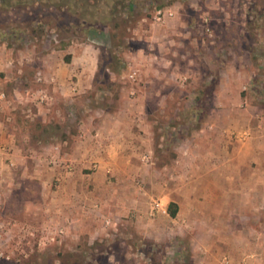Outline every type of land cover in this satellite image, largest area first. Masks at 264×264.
Listing matches in <instances>:
<instances>
[{"label":"rangeland","instance_id":"obj_1","mask_svg":"<svg viewBox=\"0 0 264 264\" xmlns=\"http://www.w3.org/2000/svg\"><path fill=\"white\" fill-rule=\"evenodd\" d=\"M107 1L93 0L96 23L92 28L70 25L68 22L76 21V17L57 6L49 9L36 5L30 10L7 5L8 0L0 4V63H8L0 69V93L3 91L14 107L4 113L3 120L29 133L30 147L24 151L27 162H32L34 149L71 139L87 109L115 107L143 115L149 129L150 153L144 152L141 160L150 169L194 158L195 148L201 147L203 140L204 132L198 134L201 129L217 134L222 147L237 149L240 164L253 162L255 157L261 160L264 0H162L164 5L159 8L150 3L161 0H137L131 14L120 0ZM105 3L114 8L113 12L105 9ZM36 17L48 23L32 31L30 21ZM10 21L18 25L15 33L7 28ZM18 22L29 24L24 28ZM55 22L58 25L48 28ZM114 23H119L118 30L103 25ZM115 31H121L120 35L112 36ZM68 50L80 52L73 62L80 70L99 64L91 87L73 100L43 80L48 62H61L62 57L68 61ZM70 78L77 79L75 75ZM10 82L24 86L22 90H27L30 98L21 101L15 97L7 87ZM43 90L54 98L51 103L39 101L47 99ZM219 96L223 101L216 103ZM234 96L236 103L230 101ZM3 103L6 101H0V106ZM218 108L235 111L238 127L216 130L209 115ZM43 109L45 114L38 113ZM19 135L23 143L25 138ZM67 146L63 145L64 151ZM90 169L97 167L93 163ZM142 173L147 174V170ZM23 176L17 178L19 187L0 184V264H199L203 256L197 247L199 232L178 227L181 215L172 218L167 203L163 204L153 189L139 198L147 202L143 210L133 208L135 211L119 215L108 204L103 205L108 213L100 216L93 212L87 216L90 222L74 214L64 223L47 224L34 204L41 187L28 183ZM247 183H240L233 260L223 252L216 261L204 259L203 264H247L253 259L250 264H264V200L250 198ZM25 185L31 187L33 195L24 190ZM137 185L145 186L142 182ZM244 191L247 193L241 196ZM155 201L161 203L164 212L151 211ZM93 208L98 211L100 203L94 202Z\"/></svg>","mask_w":264,"mask_h":264},{"label":"crops","instance_id":"obj_2","mask_svg":"<svg viewBox=\"0 0 264 264\" xmlns=\"http://www.w3.org/2000/svg\"><path fill=\"white\" fill-rule=\"evenodd\" d=\"M67 53L68 61L62 57L59 59L61 62L55 59L48 62L43 80L73 100V96L91 87L99 64L80 70L73 64L80 52L68 50ZM94 56L97 57L95 51ZM7 66L8 63H0V69ZM73 75L77 79L69 81ZM13 83L7 87L14 91L15 97L21 101L30 98L28 91L24 93L22 90L24 86ZM43 91L47 99L39 101L41 104L51 103L54 98L48 91ZM39 95L38 91L34 98L38 99ZM6 97L5 93L4 97L0 95V101H6L0 106V184L19 187L17 178L24 174L28 183H35L38 189L41 187L34 204L40 210L39 215H45L41 219L45 223H64L74 214L80 215L81 221L90 222L87 216L93 212L105 216L108 211H104L103 205L108 204L119 215H127L129 210H143L147 202L144 197L143 202L139 198L146 197L153 189L163 204L169 206L173 202L177 205L173 217L181 215L182 223L178 222V227L185 229L188 226L186 229L189 231L199 232V244L196 242L203 252L199 264H203L204 259L216 261L223 252L233 260V248L238 241L236 217L239 214L240 183L248 182L251 188L246 191L250 198L264 200V157L261 160L255 157L253 162L240 164L237 149L222 147L217 134L205 133L201 129L198 134L204 132L203 140L201 147L195 148L194 158L191 156L179 164L172 162L161 169H150L151 166L141 160L144 152L150 153L149 129L145 128L143 115L137 112L129 114L115 107L87 109L78 130L70 134L71 139H61L34 149L33 160L29 163L27 155H24L25 149L30 147L29 133L22 132L18 124L4 123V113L14 108L13 101ZM219 97L216 103L223 101ZM230 101L238 102L237 96ZM70 107L73 109L75 105L71 103ZM38 113L45 114V109L38 110ZM209 118V122H215V129L221 132L238 127L239 116L229 109L212 110ZM20 133L25 138L23 143L19 139ZM64 144L68 145L66 151L63 150ZM52 159H56L58 164L50 166ZM64 160L70 161L71 170L63 169L61 161ZM93 163L97 167L94 171L90 169ZM143 170H147V174L142 173ZM140 182L145 184L144 188L150 189L139 187L137 184ZM24 190L32 194L30 186L25 185ZM246 191L241 192V196ZM96 201L100 203L98 211L93 208ZM251 262L255 260H247V264Z\"/></svg>","mask_w":264,"mask_h":264},{"label":"trees","instance_id":"obj_3","mask_svg":"<svg viewBox=\"0 0 264 264\" xmlns=\"http://www.w3.org/2000/svg\"><path fill=\"white\" fill-rule=\"evenodd\" d=\"M7 0H0V4L1 3H6ZM10 1L7 5H15L17 8L16 9H30L32 10V8H35L36 5H41L44 8H49V9H56V6L59 7L60 9L58 10H62L64 12L69 13L70 15H73L76 17V21L74 20H70L68 23L70 25H83L84 27H88V28H92L95 25V19H94V13L96 12L94 9V5H93V0H58L54 3H51L50 0H8ZM113 0H108L107 3L111 2ZM122 2V6L124 8H126L128 10V12L131 14L132 10L135 8L136 3L138 2L137 0H120ZM154 2V1H153ZM103 4L105 9H109V11L114 10L113 7H110L109 4ZM151 6H153L154 8H159L162 7L164 5V2L161 0L158 4H154V3H150ZM103 9V8H101ZM100 9V10H101ZM111 12V13H112ZM127 19H123L122 22H124V24L126 23ZM30 24H34V28H30L32 31H36L35 29H37V27H41L42 25H47L48 22H46V20L44 18H39L36 17L34 19H32V21H30ZM15 23V21H14ZM12 21L8 22V26L7 28L13 29L12 33H15V31H17L16 29L18 25L15 23L14 24ZM21 23L23 25V27L25 28L29 23H25V22H18ZM50 27H55V25H58L56 22L54 23H49ZM53 25V26H52ZM62 25H67V23H62ZM105 25L108 30H118V28L120 27L119 23H114V25L112 24H103ZM109 26V27H108ZM28 27V26H27ZM4 32V31H3ZM121 32V31H120ZM120 32L115 31L113 32L114 34H112V36L116 37L120 35ZM5 35V34H3ZM9 35H11V32L9 33ZM168 211L170 216H175L176 212H177V205L175 203H170L168 206Z\"/></svg>","mask_w":264,"mask_h":264},{"label":"built area","instance_id":"obj_4","mask_svg":"<svg viewBox=\"0 0 264 264\" xmlns=\"http://www.w3.org/2000/svg\"><path fill=\"white\" fill-rule=\"evenodd\" d=\"M158 15L161 13V10H158ZM158 19L160 18L159 16L157 17ZM1 95V97H4V93H1L0 94ZM43 97V95L41 96V98ZM50 162H51V164H53V165H55V164H58V161L56 160V159H52V160H50ZM65 169H67V170H71L72 169V165L70 164V162H68V163H62L61 164ZM152 210V212H158V211H165L164 210V208L162 207V205H161V203L159 202V201H155L154 203H153V205H152V208H151Z\"/></svg>","mask_w":264,"mask_h":264}]
</instances>
